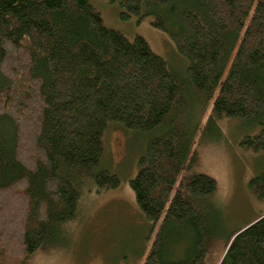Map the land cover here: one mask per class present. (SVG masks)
<instances>
[{
    "label": "trees",
    "instance_id": "1",
    "mask_svg": "<svg viewBox=\"0 0 264 264\" xmlns=\"http://www.w3.org/2000/svg\"><path fill=\"white\" fill-rule=\"evenodd\" d=\"M106 1L122 19L151 17L185 72L106 27L89 0H0V264H29L78 217L84 192L119 186L101 168L112 126L153 134L129 181L158 225L143 264H205L213 218L198 202L217 183L178 182L177 117L192 92L212 101L208 124L261 123L241 145L264 156V0ZM248 187L264 199V171ZM219 264H264V214L230 234Z\"/></svg>",
    "mask_w": 264,
    "mask_h": 264
},
{
    "label": "rangeland",
    "instance_id": "2",
    "mask_svg": "<svg viewBox=\"0 0 264 264\" xmlns=\"http://www.w3.org/2000/svg\"><path fill=\"white\" fill-rule=\"evenodd\" d=\"M89 1L106 27L128 39L143 37L175 72H185L184 59L169 36L152 27L151 17L139 23L134 17L122 19L117 5L106 0ZM187 102L186 111L177 117L181 135L177 148L178 182L200 173L216 181V193L198 205H204L213 218L205 264H219L230 234L264 214V199H257L248 187L249 181L264 171V156L241 145L246 136L258 134L263 125L233 119L208 124L212 101L192 92ZM152 135L110 127L101 168L117 175L119 186L107 190L94 186L84 192L78 217L62 226L59 239L40 249L29 264L144 263L158 225L153 226L140 212L129 181Z\"/></svg>",
    "mask_w": 264,
    "mask_h": 264
}]
</instances>
